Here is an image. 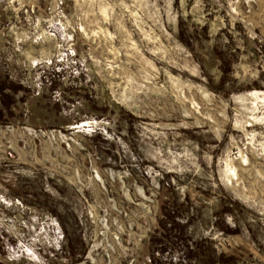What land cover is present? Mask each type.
I'll return each instance as SVG.
<instances>
[{
    "label": "rangeland",
    "instance_id": "obj_1",
    "mask_svg": "<svg viewBox=\"0 0 264 264\" xmlns=\"http://www.w3.org/2000/svg\"><path fill=\"white\" fill-rule=\"evenodd\" d=\"M0 264H264V0H0Z\"/></svg>",
    "mask_w": 264,
    "mask_h": 264
},
{
    "label": "bare ground",
    "instance_id": "obj_2",
    "mask_svg": "<svg viewBox=\"0 0 264 264\" xmlns=\"http://www.w3.org/2000/svg\"><path fill=\"white\" fill-rule=\"evenodd\" d=\"M252 96L255 97V94H253Z\"/></svg>",
    "mask_w": 264,
    "mask_h": 264
}]
</instances>
